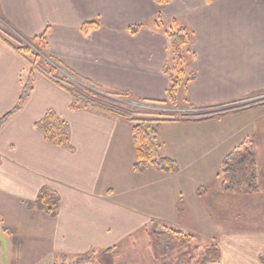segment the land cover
Segmentation results:
<instances>
[{
	"label": "crops",
	"instance_id": "0c3cea01",
	"mask_svg": "<svg viewBox=\"0 0 264 264\" xmlns=\"http://www.w3.org/2000/svg\"><path fill=\"white\" fill-rule=\"evenodd\" d=\"M159 16L167 26L177 21L194 35L187 50L196 79L179 91L189 107L220 106L264 92V0H173L165 6L155 0H0L3 30L26 43L47 31V55L75 79L147 102L166 101L169 87L164 67L170 44L166 27L154 25ZM87 22L100 26L83 34ZM140 24V32H129ZM30 76L32 90L23 107L0 128V204L17 203L29 212L23 203L35 201L42 188L57 193L56 218L29 212L33 219L46 215L49 249L84 256L117 248L151 222L174 223L186 215L200 219L201 226L209 222L215 233L222 226L213 222L216 213H232L237 220L252 213L251 230L217 237L221 259L215 264H264V152L259 189L252 195L226 192L220 183L208 202L207 181L190 188L178 177L181 170L204 171L197 156L240 130V117L250 112L160 124L159 155L173 159L178 170L138 173L130 123L91 107L72 110V96L41 73L31 74L28 62L2 40L0 121L19 105ZM49 111L69 124L72 151L47 142L36 128Z\"/></svg>",
	"mask_w": 264,
	"mask_h": 264
},
{
	"label": "trees",
	"instance_id": "16d2710c",
	"mask_svg": "<svg viewBox=\"0 0 264 264\" xmlns=\"http://www.w3.org/2000/svg\"><path fill=\"white\" fill-rule=\"evenodd\" d=\"M160 6L169 5L173 0H155ZM154 25L157 29L165 27L162 17H158ZM98 22H87L81 27L83 34H88L92 30L99 28ZM144 25H136L129 29L133 35L140 32ZM165 34L170 44V60L165 64L164 73L169 78V87L167 89V99L164 102H147L158 106L170 105L173 109L179 107V91L182 86L188 87L195 81L196 73L189 69L187 53L188 47L193 41V33L187 28L181 26L177 21L171 22L165 29ZM7 36L14 39L18 46L8 41ZM0 40L5 42L19 56H21L31 66V74L39 72L46 78L54 82L57 86L66 91L73 98L71 109L74 111L83 108H94L105 112L120 120L126 121L132 126V139L136 150L135 172L142 173L148 168L166 174H173L178 170L177 163L168 157L159 155L158 127L164 122H202L207 120L220 119L239 112L237 109H226L224 111H214L207 114H195L180 116L177 112L172 113H151L142 112L136 115L146 116L144 118H135V114L128 110L116 108L103 103L98 98V94L90 90L82 89L69 81L56 77L54 69L43 68L40 62V55L31 51V48L23 45L7 31L0 28ZM32 45L37 46L40 52L45 53L48 48V32L31 41ZM85 83L102 88L94 83L84 80ZM32 90L31 76L24 88L19 105L0 121V128L14 114L23 107L29 93ZM111 96H125L133 98L128 94L108 93ZM264 104V103H262ZM248 109L249 107H245ZM243 110V109H242ZM245 110V109H244ZM149 118V119H148ZM36 128L41 131L47 142L58 147H70V126L62 120L54 111H49L43 120L36 124ZM258 158L256 144L253 139L243 140L232 152H230L222 162L219 178L222 190L231 192L236 189H242L245 193L252 195L258 192ZM61 199L59 195L47 187L40 190L37 199L33 202H24L25 208L34 213L36 211L44 212L50 218L58 216ZM148 238V249L151 257L158 264H215L221 259V249L218 243L211 241L207 244L201 237L193 234H187L161 225L157 222H151L145 229ZM116 248L102 250L97 258L98 264H116ZM91 253V254H90ZM94 251L89 252L70 264L92 263ZM60 264L66 263L68 256L59 255Z\"/></svg>",
	"mask_w": 264,
	"mask_h": 264
},
{
	"label": "rangeland",
	"instance_id": "374dc122",
	"mask_svg": "<svg viewBox=\"0 0 264 264\" xmlns=\"http://www.w3.org/2000/svg\"><path fill=\"white\" fill-rule=\"evenodd\" d=\"M164 23L165 27H167L168 22H166L165 19ZM0 28L3 29L2 27ZM7 39H9L11 43H14L16 46H18V43H16L14 39H10L8 36ZM18 40L22 42L23 45L30 47L33 53L40 55L39 63L43 68L49 70L54 69L56 77H62L64 80L69 81V83L98 94L99 100H101L103 103L116 108L128 110L134 114L142 112H177L180 116H186L207 114L214 111H224L226 109H237L240 113H242V111L250 112L246 115V117H240V130H231L233 132L229 134V139L221 141L222 143H220V145L211 149V151H209L207 154L197 156L199 158V161H197V166L206 165L204 171H200V167L198 169L195 167L194 170L191 171L181 170L180 175L178 176L182 183H190V188H194L195 183L200 182L201 179L207 181L208 186L203 188V195L206 194L205 200L208 202H210L212 199L211 194L214 193L221 183L218 176L221 168V160L223 159L226 152L231 151L232 148L236 146V144L241 143L247 138L253 139L257 144L258 165L261 167L260 159L263 157L262 152H264V104H262L264 103V92L256 97H250L241 100L239 99L229 104L204 108L189 107L186 104V94L184 92H180L179 94L178 109H173L170 105L158 106L154 104H148L143 101L125 96H111L104 90H100L99 88L91 86L80 79H75L74 76L70 75V73H68L62 65L51 59L47 55V52H40L37 46L32 45L31 42L26 43L23 40ZM187 55H189L187 58L192 57L190 52L187 53ZM247 106L249 107L248 109L245 108ZM134 117L147 119L146 116H140L136 114ZM232 128L233 125L230 129ZM180 160L182 162V159ZM183 166L184 162L181 163V167ZM185 186L188 185L185 184ZM30 214L29 212L25 211L23 207L21 209L17 203L6 202L0 204V264H60L59 255L61 253L49 249L50 245L47 240L48 234L46 227L48 228L50 225H47L45 222L46 215L42 214L44 215V219L42 215L33 219L31 218ZM231 214H228V216L225 217L220 213H216L217 217L213 219V222H219L222 224V226L217 227V233H213V231H211L212 225L209 222L206 224L207 226H201L199 223L200 219L189 217L188 215L172 219L174 223L169 221V223H158L180 232L199 236L207 244H209L211 241H215L217 243V237L223 234V232H243L244 230H251L252 224L249 222V220L252 218V213L240 215L239 220H237L235 215L233 218ZM209 220L212 221L211 218ZM2 229H4V231H2ZM117 246L118 247L115 250L116 264H158L151 257L150 251L148 249V238L145 230L133 234L131 237H128ZM101 251H94L93 255H91L93 258L92 263L87 264H98L96 260ZM81 256L82 255L68 256L66 263H74L85 255L82 257Z\"/></svg>",
	"mask_w": 264,
	"mask_h": 264
}]
</instances>
